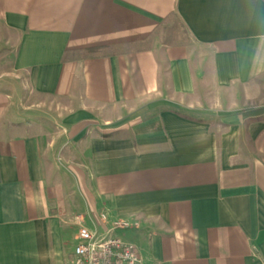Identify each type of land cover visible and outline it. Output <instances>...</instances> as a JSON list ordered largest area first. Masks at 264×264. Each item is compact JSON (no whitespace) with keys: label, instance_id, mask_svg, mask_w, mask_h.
<instances>
[{"label":"crops","instance_id":"0c3cea01","mask_svg":"<svg viewBox=\"0 0 264 264\" xmlns=\"http://www.w3.org/2000/svg\"><path fill=\"white\" fill-rule=\"evenodd\" d=\"M260 108L264 0H0V264L102 213L142 264H264Z\"/></svg>","mask_w":264,"mask_h":264},{"label":"built area","instance_id":"2783aa9c","mask_svg":"<svg viewBox=\"0 0 264 264\" xmlns=\"http://www.w3.org/2000/svg\"><path fill=\"white\" fill-rule=\"evenodd\" d=\"M101 223L109 227L88 228L79 223L76 244L70 259L71 264H142L136 248L124 242L116 232L127 227L121 221L110 222L106 214L99 215Z\"/></svg>","mask_w":264,"mask_h":264},{"label":"rangeland","instance_id":"374dc122","mask_svg":"<svg viewBox=\"0 0 264 264\" xmlns=\"http://www.w3.org/2000/svg\"><path fill=\"white\" fill-rule=\"evenodd\" d=\"M184 34L185 33L178 24V21L175 18H172L169 22H167L164 26L160 28V30L155 34L151 41L149 40V42L146 43V46L150 45V43H152L154 39H156V41H160L162 44L169 45L183 43L185 39Z\"/></svg>","mask_w":264,"mask_h":264},{"label":"trees","instance_id":"16d2710c","mask_svg":"<svg viewBox=\"0 0 264 264\" xmlns=\"http://www.w3.org/2000/svg\"><path fill=\"white\" fill-rule=\"evenodd\" d=\"M98 53H100L99 48L87 49L84 52L85 56H94V55H97ZM67 58H68L67 54L66 55L64 54L63 59L66 60ZM245 113L248 115H260L264 113V108L245 111Z\"/></svg>","mask_w":264,"mask_h":264}]
</instances>
